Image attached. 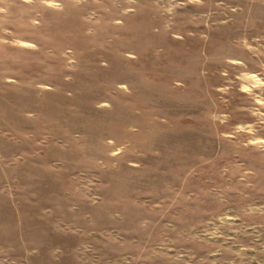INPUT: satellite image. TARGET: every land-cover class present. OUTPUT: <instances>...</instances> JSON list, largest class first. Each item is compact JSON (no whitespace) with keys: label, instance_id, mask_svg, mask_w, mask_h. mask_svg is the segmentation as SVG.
Segmentation results:
<instances>
[{"label":"rangeland","instance_id":"1","mask_svg":"<svg viewBox=\"0 0 264 264\" xmlns=\"http://www.w3.org/2000/svg\"><path fill=\"white\" fill-rule=\"evenodd\" d=\"M0 264H264V0H0Z\"/></svg>","mask_w":264,"mask_h":264}]
</instances>
